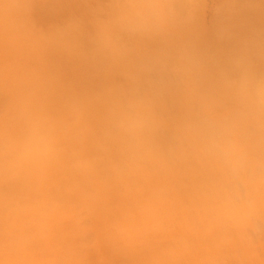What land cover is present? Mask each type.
I'll list each match as a JSON object with an SVG mask.
<instances>
[{"label": "clouds", "instance_id": "1", "mask_svg": "<svg viewBox=\"0 0 264 264\" xmlns=\"http://www.w3.org/2000/svg\"><path fill=\"white\" fill-rule=\"evenodd\" d=\"M0 264H264V0H0Z\"/></svg>", "mask_w": 264, "mask_h": 264}]
</instances>
